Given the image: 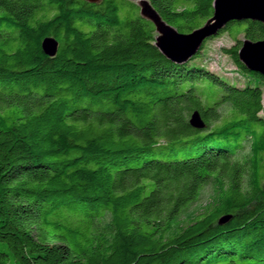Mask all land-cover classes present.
Returning a JSON list of instances; mask_svg holds the SVG:
<instances>
[{"label":"trees","instance_id":"16d2710c","mask_svg":"<svg viewBox=\"0 0 264 264\" xmlns=\"http://www.w3.org/2000/svg\"><path fill=\"white\" fill-rule=\"evenodd\" d=\"M134 1L0 0V264H264V26L178 65ZM214 1L149 0L183 34ZM225 33L244 86L195 63Z\"/></svg>","mask_w":264,"mask_h":264},{"label":"water","instance_id":"95a60500","mask_svg":"<svg viewBox=\"0 0 264 264\" xmlns=\"http://www.w3.org/2000/svg\"><path fill=\"white\" fill-rule=\"evenodd\" d=\"M90 4H98L102 0H84ZM140 16L152 23L156 31L155 46L160 53L174 64H183L195 56L204 43L217 35L230 22L252 21L264 26V0H215L214 15L205 25L190 34L180 33L175 27L163 20L149 0H139ZM45 55L54 58L59 50V41L47 37L41 43ZM239 61L250 72L264 77V40L252 42L244 40L238 53ZM194 129L203 130L205 122L199 112L190 118ZM232 216L220 219V225L227 223Z\"/></svg>","mask_w":264,"mask_h":264},{"label":"rangeland","instance_id":"374dc122","mask_svg":"<svg viewBox=\"0 0 264 264\" xmlns=\"http://www.w3.org/2000/svg\"><path fill=\"white\" fill-rule=\"evenodd\" d=\"M134 2L138 4V1ZM239 39L243 41L242 36L239 37ZM234 44L235 43L231 36L226 33L222 34L221 36L217 37L216 39H213L206 45V48L202 53V57L200 59H197L195 63L198 66H203L209 71L228 79L232 83H235L239 86H244L248 82L249 78L242 74V72L235 65L232 58L229 55H226L223 51V49H230ZM192 58H190L188 61H190ZM212 190L213 188L211 186H208L206 188V194L204 195L203 201L200 205L201 208H203L208 202L212 200V197L210 196L213 193ZM191 212L193 214H196L200 211L197 210V208H193Z\"/></svg>","mask_w":264,"mask_h":264}]
</instances>
